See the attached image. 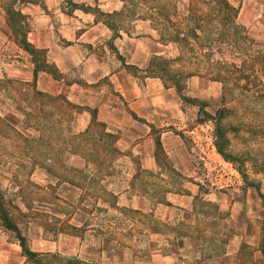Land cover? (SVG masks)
I'll return each mask as SVG.
<instances>
[{"label": "crops", "instance_id": "0c3cea01", "mask_svg": "<svg viewBox=\"0 0 264 264\" xmlns=\"http://www.w3.org/2000/svg\"><path fill=\"white\" fill-rule=\"evenodd\" d=\"M85 1L89 2L85 5L92 6V1L105 4L108 0H77V4ZM167 1L156 0L152 5L151 0H132V3L122 0V13L125 9L128 14H135L132 23L137 24L138 28L159 32L165 45H179L167 39V36L163 37L161 31L173 27V21H178V24L188 22L190 16L197 12L195 1L205 2L208 10L211 9H202L199 12L201 15L210 13L209 17L211 14L215 17L219 11L217 0H187L185 13L181 15L178 10L181 0H174L175 8L170 14L164 8ZM228 1L231 4L238 1L237 5H233L239 10L235 21V24H239L243 6L239 5L240 0ZM136 2L138 6L133 4ZM29 4L31 7L25 6L22 12L33 13L34 8L40 12L37 18L42 23L29 32L28 40L36 48L47 51L49 61L55 64L63 77L41 72L34 83L35 63L32 56L14 40L0 0V108L5 104L3 95L12 91L16 93L15 85H21L25 92L28 88L32 90L30 99L36 103L41 101L35 98V95H39L41 99L45 96L53 100L59 107L71 103V108L80 109L75 120L77 133L71 128L73 116L70 113L63 114L62 130L65 146L77 156V195L80 196L77 197V206L83 193L85 195L92 190L84 182L85 173L89 170L94 174L112 171L119 160L122 161L119 165L121 168L129 166L131 181L128 187L130 192L136 194L135 198L122 202L118 194L116 196L110 189L102 187V195L97 194L96 199L108 209L142 215H132L136 225L131 232L106 233L104 235L108 237L105 238L101 234L91 235L94 237L92 240L86 238L88 231L82 229L86 215L77 207V250L68 256L71 259H65L61 264H129L126 261L129 254L133 258L131 264H264L261 250L264 213L258 217L245 213L242 201L227 202L202 185L187 181L179 185L180 192L168 191L164 198H154L149 203L153 209H163L160 216H146L141 212L145 201L140 188L137 186L138 191L134 184L141 173L163 177L169 171L196 175L195 159L185 145L187 131L185 126H178L184 120L182 105L173 88L162 78L147 74L150 63L157 58L164 59V53L148 52L143 48V38L132 39L123 31L119 40L113 41V28L107 22L99 20L97 13L79 8L71 14L61 13L63 23L59 35L54 38L53 26L44 19L48 15L39 5L24 3ZM45 4L48 10L55 12L61 11L63 5L59 0H45ZM135 7L139 11L135 12ZM218 19L208 21L207 25L215 23L217 28H224ZM165 22L171 25L164 27ZM131 64L137 65V73L144 75L143 81L129 72L128 66ZM66 76H73L77 81L68 83ZM105 78L113 84L114 92L106 94L104 87L91 88ZM23 91L21 94L24 95ZM62 109L66 108L62 105ZM42 110L46 111L45 108ZM93 111L97 113L96 122H93ZM34 124L36 129L41 130L45 123L40 126L37 120ZM76 143L77 149L69 147ZM113 173L109 172L112 178ZM210 207L216 210L213 219L218 222L225 221V211L232 210L227 219L233 225L229 235L211 240L212 236L201 227L212 219ZM149 223L152 225L147 226ZM1 239L0 264H49L39 258L52 254L62 256L61 243L45 239L43 233L31 240L29 245L31 251L38 253L35 258L25 255L18 242L6 244L1 243ZM149 239L152 255L147 263L139 257V253ZM63 256H66L65 253Z\"/></svg>", "mask_w": 264, "mask_h": 264}, {"label": "rangeland", "instance_id": "374dc122", "mask_svg": "<svg viewBox=\"0 0 264 264\" xmlns=\"http://www.w3.org/2000/svg\"><path fill=\"white\" fill-rule=\"evenodd\" d=\"M1 1L6 19V8L10 7L26 16V24H22V30L28 32V37L29 32L42 21L37 18L40 12L34 8L33 13L24 14L22 10H25V6L31 7V4L24 3L31 2L41 6V10L48 15L44 19L53 26L54 38L59 35L63 23L61 13L71 14L72 3L77 4V0H59L63 3L62 9L55 12L48 10L45 0ZM126 1L132 3V0ZM173 1L168 0L164 4L170 14L175 8ZM237 2L233 4L237 5ZM88 3L85 1L79 5ZM151 3L154 5L156 0H151ZM186 3L187 0L178 3L181 15L185 13ZM133 4L138 6V2ZM239 5L243 6L239 24L233 21L220 29L215 23L208 26V21H204L206 29H197L200 39L189 35V48L174 44L165 45L159 32L138 28L137 24L131 21L135 14H128L125 9L122 13V0H108L105 4L92 1L91 7L97 13L98 19L112 25L113 41L119 40L122 31L132 39L143 38V48L148 52L164 53L162 57L170 61L171 69L183 74L181 93L177 90L174 80L167 77L164 79L173 88L182 105L184 120L178 126H185L187 131L185 145L195 159L196 175L169 171L163 177L141 173L134 184L138 191L140 188L144 197L145 205L141 212L146 216H160L163 209H153L149 203L154 198H164L168 191L180 192L179 185L187 181L202 185L204 189L216 193L227 202L242 201L245 213L252 216L258 217L264 213V202L259 196L260 193L264 194V0H240ZM208 7L205 2L195 1L194 8L197 12H194V18L200 15L202 9L208 10ZM134 10L139 11L136 7ZM209 16L210 13L206 18L212 22L214 19ZM170 23L165 22L163 25L166 27L171 25ZM119 27L122 29L118 30ZM164 30L161 31L162 36L170 39L172 34ZM187 32L185 30V33ZM46 58L50 65L55 66L49 61L47 51ZM136 68V64L128 66L129 72L143 81L144 75L138 74ZM233 68H236L234 78L229 76V70ZM56 69L59 77H63L59 69ZM41 74L40 72L39 75ZM49 74L54 76L53 73ZM74 80L77 81V78L66 76V82ZM15 86L16 93L12 91L3 95L5 104L0 108V194H4L5 199L10 201L8 208L13 213L27 246L29 247L31 240L43 233L45 239L61 243L62 256L52 254L39 259H44L49 264H61L65 259H71L68 256H72L77 250V207L78 211L81 210L86 215L85 225L82 227L84 231H88L86 238L93 240L91 235L98 234L105 238L108 236L104 234L112 232V235H115V231L131 232L136 225L132 215L142 216L141 214L108 209L96 199L97 194L102 195V187L110 189L115 195L118 194L122 202L127 198H135L136 194L130 192L128 187L131 181L129 166L121 168L119 165L122 161L118 160L112 171L98 174L87 171V179L85 178L84 182L92 190L85 195L83 193L77 206V197L80 198L77 195V156L65 146L62 130L63 114L70 113L73 116L71 128L77 133L75 120L77 110L80 109H73L68 104H61L59 107L58 103L48 100L45 96L41 99L39 95H35V98H39L43 103H36L30 99L33 96L29 94L32 91L30 88L25 92L21 85ZM112 86L113 84L105 78L91 88L96 90L104 87L106 94H109L115 90ZM21 91L25 94H21ZM184 96L186 99H183ZM62 105L66 109H62ZM43 108L46 111H43ZM221 116L222 125L228 129L227 151L236 157V161L224 158L218 151L216 119ZM37 120L40 126L45 123L41 130L35 128L34 123ZM69 147L77 149V143ZM109 172L113 173V178ZM107 198L113 200L111 197ZM231 211H225V221L218 222L213 219L216 217V210L209 208L212 219L201 227L212 236L211 240L217 237L221 239V236L229 235L230 231H233L232 223L227 220ZM263 223L264 220L261 223L262 233ZM0 237L1 243L15 241L20 244L16 232L6 229L1 220ZM149 242L150 239L139 253V257L147 263L152 255ZM215 244L218 245L217 242ZM64 253L66 256H63ZM132 260L131 254L126 255L129 264Z\"/></svg>", "mask_w": 264, "mask_h": 264}, {"label": "trees", "instance_id": "16d2710c", "mask_svg": "<svg viewBox=\"0 0 264 264\" xmlns=\"http://www.w3.org/2000/svg\"><path fill=\"white\" fill-rule=\"evenodd\" d=\"M219 5V11L218 14L215 15V17L212 14V18L216 20H220L225 26L229 23L235 22L239 13V10L234 7L228 0H217ZM27 3V2H26ZM77 8L82 9L86 12H95V10L89 6V5H79L76 3H72L70 12L72 13ZM6 14H7V22L9 26L12 29L13 36L16 40V42L24 48L33 59V62L35 63V70H34V83H36L38 75L40 72H49L53 73L55 77H59L58 71L54 65H50L46 58V51L43 49L36 48L32 43L28 40V32L23 31L22 24H26L24 22L26 16L21 13V11L14 9L13 7L6 8ZM204 21H210L206 18V14L198 15L194 18L193 16H190L188 19V22L185 24H178L175 22H172L173 27L166 28L165 31L169 34H172L170 39L173 42H176L179 44V46H187L190 48L191 44L189 43L190 40V34L192 37L200 39V36L197 33V29L199 30H205L207 25L203 24ZM171 22V21H170ZM111 28L112 25L108 23ZM199 26V27H197ZM183 30V31H182ZM185 30L188 32L185 33ZM182 31V32H181ZM22 32V33H21ZM192 32V33H191ZM148 75L150 76H157L162 78L167 77L169 79L174 80V84L177 88V90L181 93V89L183 86L181 85V82L183 81L182 73L175 72L170 67V61L167 59H161L157 58L156 60L152 61L150 63ZM236 68L229 70V76L233 77L235 76ZM232 79V78H231ZM166 82V80H165ZM183 99H186L184 96ZM68 105H72L71 103H67ZM96 111H93V122H96ZM222 117H219L216 119V131L215 135L217 137V148L218 151L224 156V158L232 161H236V157L232 155L231 153H228L227 147L229 145V138L227 137L228 129L222 125ZM158 147L160 148L161 143L160 140L157 141ZM244 178L247 179V177ZM246 182V181H245ZM259 196L264 202V194L260 193ZM10 201H7L5 199L4 194H0V220L2 221L3 226L8 229L16 232L17 238L20 241V244L23 248V252L25 255H27L29 258H34L37 256V253L31 251L29 247L27 246L26 239L23 237L21 230L18 226V223L16 219L13 216V213L10 211L8 206L10 205ZM261 250L264 255V223H263V238L261 241Z\"/></svg>", "mask_w": 264, "mask_h": 264}]
</instances>
